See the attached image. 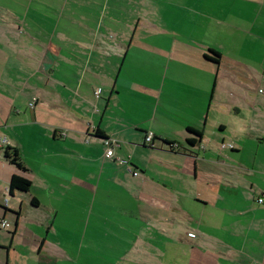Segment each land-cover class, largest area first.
I'll list each match as a JSON object with an SVG mask.
<instances>
[{"label":"crops","instance_id":"crops-1","mask_svg":"<svg viewBox=\"0 0 264 264\" xmlns=\"http://www.w3.org/2000/svg\"><path fill=\"white\" fill-rule=\"evenodd\" d=\"M91 2L124 28L0 0V264H264V0Z\"/></svg>","mask_w":264,"mask_h":264},{"label":"rangeland","instance_id":"rangeland-1","mask_svg":"<svg viewBox=\"0 0 264 264\" xmlns=\"http://www.w3.org/2000/svg\"><path fill=\"white\" fill-rule=\"evenodd\" d=\"M23 3L30 2L31 8L29 16L37 18L43 15L47 19V28L49 34L66 28V32L71 34L88 33L94 28L97 29L101 25L100 32L110 29H122L125 26L124 20L128 19L127 15H120L121 9H108L98 7L91 0H17ZM103 1V0H101ZM75 2V3H73ZM19 3V2H18ZM26 6V4H23ZM18 11L20 8L17 9ZM73 21L75 23H73ZM80 24H79V22ZM98 30V29H97ZM51 36V35H50ZM69 45V42H66ZM0 200L6 197L10 198L8 192L3 191ZM2 206V204H0ZM1 217V216H0ZM8 221V219H5ZM1 221V219H0ZM11 228H1V231H7Z\"/></svg>","mask_w":264,"mask_h":264},{"label":"trees","instance_id":"trees-1","mask_svg":"<svg viewBox=\"0 0 264 264\" xmlns=\"http://www.w3.org/2000/svg\"><path fill=\"white\" fill-rule=\"evenodd\" d=\"M191 130V129H190ZM194 132V131H193ZM200 134V133H198ZM105 138V137H103ZM152 139V144H153ZM188 142H193V140L188 139ZM150 145V144H149ZM170 147H176L175 143L168 142ZM152 146V145H150ZM4 158L9 163L15 165L20 170H25V166L22 162V159L19 155L18 150L15 147L5 146L3 149ZM30 180L26 177L22 176L21 174L14 173L11 175L9 179V184L7 188V192L10 194L14 190H18L21 192H27L30 188Z\"/></svg>","mask_w":264,"mask_h":264},{"label":"built area","instance_id":"built-area-1","mask_svg":"<svg viewBox=\"0 0 264 264\" xmlns=\"http://www.w3.org/2000/svg\"><path fill=\"white\" fill-rule=\"evenodd\" d=\"M33 100L29 103L30 105H33V102L35 98H32ZM152 139H153V134L151 132H148L145 136V142L149 145H152ZM6 142V140L2 137H0V144ZM102 144L105 146V151H104V157L105 158H111L113 156V147L118 145L117 140L112 138V137H105L102 138ZM221 148H233L232 143H225L222 142L220 143ZM120 162H126L125 160H119ZM136 174V172H134ZM259 202L262 201V198L258 199ZM4 203H6V199L4 200ZM0 226L1 227H8L9 223L5 220L0 221Z\"/></svg>","mask_w":264,"mask_h":264}]
</instances>
